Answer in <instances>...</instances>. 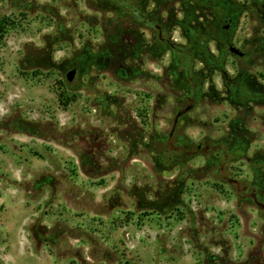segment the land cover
Segmentation results:
<instances>
[{
  "label": "rangeland",
  "instance_id": "1",
  "mask_svg": "<svg viewBox=\"0 0 264 264\" xmlns=\"http://www.w3.org/2000/svg\"><path fill=\"white\" fill-rule=\"evenodd\" d=\"M0 264H264V0H0Z\"/></svg>",
  "mask_w": 264,
  "mask_h": 264
},
{
  "label": "water",
  "instance_id": "2",
  "mask_svg": "<svg viewBox=\"0 0 264 264\" xmlns=\"http://www.w3.org/2000/svg\"><path fill=\"white\" fill-rule=\"evenodd\" d=\"M229 52L232 53L233 55L239 57V58H243L246 56L245 52H242L241 50H239L238 48L234 47V46H229L228 48ZM75 75V71H71L68 73L67 78L69 81H72L73 77Z\"/></svg>",
  "mask_w": 264,
  "mask_h": 264
}]
</instances>
